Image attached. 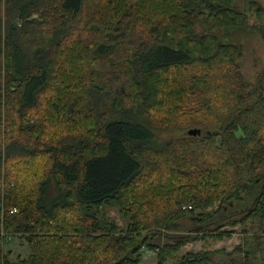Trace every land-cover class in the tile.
<instances>
[{
	"label": "trees",
	"instance_id": "obj_1",
	"mask_svg": "<svg viewBox=\"0 0 264 264\" xmlns=\"http://www.w3.org/2000/svg\"><path fill=\"white\" fill-rule=\"evenodd\" d=\"M1 4L0 129L17 124L0 135V264H133L143 248L157 264H264V63L245 78L238 0ZM22 153L45 159L38 173ZM236 230L231 248L181 252Z\"/></svg>",
	"mask_w": 264,
	"mask_h": 264
},
{
	"label": "rangeland",
	"instance_id": "obj_2",
	"mask_svg": "<svg viewBox=\"0 0 264 264\" xmlns=\"http://www.w3.org/2000/svg\"><path fill=\"white\" fill-rule=\"evenodd\" d=\"M258 1L261 3V5L264 6V0H258ZM238 2H239V5L241 8L247 10L248 21H249V23L252 22V24L247 25L245 28L240 29L238 31L235 30L236 32L233 34L232 39H233V41H236V42H239L242 44L243 53H242V56L240 58V65H241V68H242V71H243L245 78L250 81V80H253L255 78L256 73L261 68L262 64L264 63V37L262 36L261 32L256 27H252V25H253V23H258L261 20H264V18L263 17H257L253 13L252 8H249V6H247V3L246 2L244 3L243 0H238ZM2 5L3 4L0 5L1 13L3 12ZM50 80H53V82H54V76L53 75L51 76ZM51 92H52V89L49 87V88H46L44 91L39 93V101L32 108V110H31L32 113H30V115H33V116H31V117H36L39 115V113H41V106L44 103V100L46 98H48L49 96H53ZM166 111L167 110H160L159 112H157V117L161 118L163 114L165 115ZM151 112H154V110ZM15 119H17V117H15ZM178 119H180V121L176 122V120H174L175 123L183 122L185 120V117L181 115L179 118H177V120ZM44 121L46 122V124H45L46 131L50 132L53 126H51L49 124L48 116H46L44 118ZM16 124H13V125L10 124L9 122H7V118H6L5 121H3L2 125H1L0 135L2 133H5L8 129L10 131L12 129V127H14ZM7 127H8V129H7ZM155 132H156V135H155L156 138L161 139V138H168L169 136L182 135L183 133L186 132V130L182 129V128H178V127L159 126V128L155 129ZM6 134L7 133H5V135ZM20 158L22 159L21 166H23L24 163L29 162L30 166L37 173H38L37 169L40 170V168L45 163L44 158H42V157L31 158L29 153H22L20 155ZM6 164L7 163H5V166H6ZM5 166L3 163L2 164V170L5 169ZM7 166H10V165L7 164ZM9 175L14 176V175H16V173L10 172ZM21 178H23V181H22L23 183L24 182L27 183L28 181L31 180L32 177H30L29 175L25 176L22 174ZM208 209L211 210L212 208L208 207ZM110 214L119 223L125 224V222L127 220V216L120 214L117 210V207L112 208L110 211ZM181 221H183V220H181ZM183 227L185 228L184 225H183ZM1 230L4 233L3 228ZM240 237H241V234L239 233L238 230H236L231 234L230 237H226V238H223L221 240H215V239L209 237V238H207L206 241L203 242L200 239H194L192 241H188L187 243H185L181 247V252H186L189 250H197L201 247H206V248L227 247V248H231L235 243H237L239 241ZM163 238L167 239L163 235V237L160 238V240H158V241L162 242ZM2 245H3L4 250L11 248L13 255H15L17 253H20L21 255H25L28 252V248H27L26 244L22 243L21 240L15 236L5 237L2 241ZM126 264H129V263H126ZM133 264H157L155 251L150 250L148 248H143L141 250L140 260L136 263H133Z\"/></svg>",
	"mask_w": 264,
	"mask_h": 264
},
{
	"label": "water",
	"instance_id": "obj_3",
	"mask_svg": "<svg viewBox=\"0 0 264 264\" xmlns=\"http://www.w3.org/2000/svg\"><path fill=\"white\" fill-rule=\"evenodd\" d=\"M189 133L194 134L199 132V128H191L188 130Z\"/></svg>",
	"mask_w": 264,
	"mask_h": 264
}]
</instances>
